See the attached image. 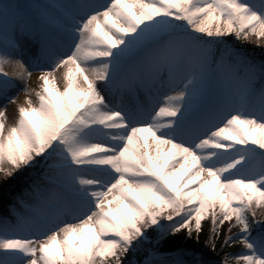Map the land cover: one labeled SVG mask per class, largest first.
Instances as JSON below:
<instances>
[{
	"label": "snow or ice",
	"instance_id": "snow-or-ice-1",
	"mask_svg": "<svg viewBox=\"0 0 264 264\" xmlns=\"http://www.w3.org/2000/svg\"><path fill=\"white\" fill-rule=\"evenodd\" d=\"M244 43L264 50V0H0V179L31 173L0 264H212L205 220L212 251L226 222L244 248L219 264H264V55Z\"/></svg>",
	"mask_w": 264,
	"mask_h": 264
},
{
	"label": "trees",
	"instance_id": "trees-1",
	"mask_svg": "<svg viewBox=\"0 0 264 264\" xmlns=\"http://www.w3.org/2000/svg\"><path fill=\"white\" fill-rule=\"evenodd\" d=\"M239 43V42H236ZM245 49L253 53L257 58H260L264 55V50H262L259 46L255 45L254 43H244L242 45ZM30 172H22L15 178H10L9 180L5 181L0 179V208H3L4 205L12 201V197L16 194H19L25 190L26 183L29 182ZM264 212L262 209H257L258 215ZM228 224L227 222L225 225L222 226L220 236L216 240V249L212 251L211 247L208 245V239L211 235L210 233V222L205 220L202 222V232L200 233L199 241L197 243L201 249H207L210 253L212 260L221 261L225 257L226 254H238L242 248V244H229L224 245V237L228 235L227 232ZM239 231L238 228L233 227L231 230L232 234H237ZM182 235V234H181Z\"/></svg>",
	"mask_w": 264,
	"mask_h": 264
},
{
	"label": "rangeland",
	"instance_id": "rangeland-1",
	"mask_svg": "<svg viewBox=\"0 0 264 264\" xmlns=\"http://www.w3.org/2000/svg\"><path fill=\"white\" fill-rule=\"evenodd\" d=\"M52 32H53V35H55V29L54 28L52 29ZM23 48H24L25 57L29 56L31 54V50H32V42L31 41H24L23 42ZM15 69H17V68L14 64H5L4 65V70L6 72H8L9 74H11L10 71H14ZM63 71L64 70L61 69L60 71L57 72V74H56L57 75V81H58V74H60V72L62 73ZM37 75H38V73L34 71L31 79L28 81L29 87H31V88L37 87V84H38ZM33 77L36 78L35 81H33ZM58 84H59V82H58ZM60 85L62 86L63 83H61ZM22 89H23V82L20 81L19 83H17V86L11 90L12 94H15L18 96V102L24 101L25 93L22 91ZM32 99L34 102L36 101L35 95H33ZM143 100H144V97H143V95H141L140 101L143 102ZM15 115H16V104L8 105V110H7V116H8L7 123L8 124H11L13 122V120L15 119ZM262 210L264 211V209H262ZM241 250L244 251L243 246H242ZM238 253H240V252H238ZM219 262L220 261H218V260H212V264H219ZM233 264H234V262H233Z\"/></svg>",
	"mask_w": 264,
	"mask_h": 264
},
{
	"label": "bare ground",
	"instance_id": "bare-ground-1",
	"mask_svg": "<svg viewBox=\"0 0 264 264\" xmlns=\"http://www.w3.org/2000/svg\"><path fill=\"white\" fill-rule=\"evenodd\" d=\"M15 71H17V69H15L14 71H10V73L12 74V73H14ZM63 73V72H62ZM62 73L60 72V74H58V82H59V84H61V83H63V80H62ZM36 80V78L35 77H33V81H35ZM20 81H18V83H19Z\"/></svg>",
	"mask_w": 264,
	"mask_h": 264
}]
</instances>
